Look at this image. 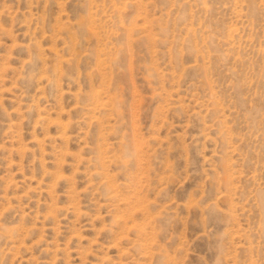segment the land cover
<instances>
[{"label":"rangeland","instance_id":"1","mask_svg":"<svg viewBox=\"0 0 264 264\" xmlns=\"http://www.w3.org/2000/svg\"><path fill=\"white\" fill-rule=\"evenodd\" d=\"M0 264H264V0H0Z\"/></svg>","mask_w":264,"mask_h":264}]
</instances>
